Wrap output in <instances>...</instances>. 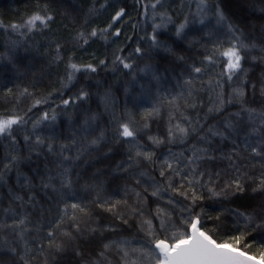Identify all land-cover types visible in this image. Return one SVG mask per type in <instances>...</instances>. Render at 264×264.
Masks as SVG:
<instances>
[{
	"label": "trees",
	"instance_id": "16d2710c",
	"mask_svg": "<svg viewBox=\"0 0 264 264\" xmlns=\"http://www.w3.org/2000/svg\"><path fill=\"white\" fill-rule=\"evenodd\" d=\"M244 2L239 10L234 0H206L201 13L199 0H163L158 11L166 10L172 22L153 33V23L160 24V17L153 20L151 9L145 15L136 0H41L40 7L46 5L53 20L48 28L28 32L14 31L10 25L21 24L36 12L37 0H0L4 25L0 27V116L18 115L28 121L13 126L11 135H0V264H117L122 254L115 248L105 253L106 259L100 256L105 244L130 241L131 247H142L147 238L140 221L150 218L157 204L164 205L172 196L178 213L191 203L170 190H162L159 200L150 195L156 187L167 188L159 175L166 160L182 169L188 165L185 170L198 169L196 179L203 181V187L197 191L202 198L194 212L214 238L239 235L245 222L242 217L238 222L233 213L245 212L255 221L248 243L254 245L253 251L264 246V228L252 231L261 223L258 217L264 216V192L252 191L264 173V0ZM217 7L224 14L223 23H218ZM121 8L127 13L124 22L116 25L121 36L110 35L113 29H109L87 44L76 40L81 32L106 28ZM186 18L187 26L177 36L176 28ZM233 33L248 47L240 53L241 70L229 80L222 75L223 56L214 64L205 57L219 46L227 48L234 42ZM153 34L160 47H150ZM137 47L143 55L135 53ZM116 55L126 57L132 68L113 63ZM70 63H90L97 71L76 72L68 83ZM195 67L203 71L195 73ZM25 89L30 95H21ZM82 92L87 97L76 99ZM41 98L46 102L32 107ZM65 99L75 103L65 106ZM44 113L49 119L34 127ZM89 117L95 119L88 133L81 132ZM128 121L137 130L134 142L118 138L114 131ZM176 125L187 134L169 137V129ZM101 134L97 145L73 159ZM85 135L87 140L80 141ZM150 136L164 142L157 145ZM37 137L42 144L35 143ZM74 137L77 144L72 143ZM62 145L67 146L63 152ZM253 147L260 155L253 154ZM138 151L151 153V161L137 157ZM189 158L195 162L189 164ZM64 169L70 187L61 186ZM237 175L244 193L212 195ZM175 180L179 185L180 178ZM142 200L148 202L143 217L136 212ZM116 201L120 205L108 211ZM72 204H79L87 215L73 210ZM61 216L65 222L60 231H71L73 237L57 236L56 242L63 243L57 252L49 248L47 233L55 231ZM72 216L81 218L79 233L69 227ZM21 219L25 224L20 228L10 227Z\"/></svg>",
	"mask_w": 264,
	"mask_h": 264
},
{
	"label": "snow or ice",
	"instance_id": "6c2138e0",
	"mask_svg": "<svg viewBox=\"0 0 264 264\" xmlns=\"http://www.w3.org/2000/svg\"><path fill=\"white\" fill-rule=\"evenodd\" d=\"M41 0H37V11L30 15L26 20H24L21 24H12L10 27L12 30H18L20 28H25L28 32H31L37 29L39 26L43 28H48L49 23L53 20L51 15H47V6L45 5L43 8L40 7ZM136 4L143 9L144 14L146 15L148 9L152 10L153 20H155L156 16H159L161 19L160 24L153 23V33H155L158 29L164 27L167 23H171V17L167 15V11H158V8H163V0H136ZM103 7V5H101ZM198 7L200 12L202 13L207 7L206 0H199ZM127 15L124 8L115 11V14L111 16L110 21L106 28H102L99 30H92L90 33L81 32L76 37L77 41H83L84 44H87L89 39L92 37L104 36L105 33H109V29H113L110 35L119 37L122 35V29L116 27V25L124 22V17ZM216 17L218 19V23H223L225 21L224 14L217 7ZM203 23V21H200ZM187 26V18L185 23L180 24L176 28V35L180 36ZM0 27H4V25L0 24ZM136 27V25H133ZM229 31H233V26L229 25ZM152 41L150 47L157 48L160 47V43L156 38V35L153 34L149 37ZM233 41L227 48H223L222 46L217 47L211 55L206 56L205 60L208 61L209 64L216 63V58L218 56H223L226 59V64L223 68V74H227V78L231 80L234 75H236L238 70H241V50L247 49L248 45L244 44V42L240 39V37L235 36L233 33ZM59 52V49H58ZM135 53L139 55L144 54V50L141 47H137L135 49ZM59 58V55L57 56ZM126 57L116 55L113 63L119 62L123 65L125 69H131L132 65L126 62ZM101 65L105 63L104 60L99 62ZM146 67H148L146 65ZM68 75L67 82L70 83L75 78V73L79 71H89L96 72L97 68L92 64H83L78 65L76 63H70L67 66ZM195 73H201L203 69L201 67H195ZM143 71V69H142ZM186 83L191 84L192 81H186ZM67 86V83L64 85ZM28 93L27 89L21 93V95H25ZM51 95V94H49ZM86 92H82L76 99L83 100L87 97ZM238 95L243 96V91L238 90ZM47 98H41L35 100L32 107H36L42 103H45ZM63 105L67 106L70 103H75V100H63ZM194 106V105H193ZM31 111V108H29ZM157 110L154 109V112ZM211 111V109H210ZM151 115V113H149ZM49 119L48 113H44V115L34 123V127L38 126L41 122ZM51 119H55V116L51 117ZM95 117H89L84 121V124L81 126L80 131L84 133H88V128L90 126V121L94 120ZM28 121L24 119L23 116L18 115H9V116H0V135H11L13 131V126H19L26 124ZM147 127V124L144 125ZM115 133L118 138H124L128 140L132 139L134 142L137 130L132 127L131 122H123L120 123L118 128H116ZM255 131V130H254ZM176 133H179L181 136L187 134V131L184 127L180 125H176L175 129H169V137H174ZM90 134V133H89ZM214 135L217 133H213ZM103 138V134L100 137H96L95 139H91L89 145H85L79 151V154L73 159H79L80 155L83 152L88 150V146H95L98 144L99 140ZM24 139L28 141L30 139L29 136H25ZM150 140L155 144L163 143L162 140H157L155 137H149ZM87 140V135L80 137V141ZM119 142V140H118ZM36 144H42L43 140L39 137L36 138ZM73 144H77L78 140L74 137L72 140ZM67 147L65 145L61 146V150ZM49 151H52V145H48ZM252 152L255 155H260L257 152L256 148H252ZM62 154V153H61ZM137 157L143 156L145 160L151 161L152 154L149 152H137ZM212 157H209L211 159ZM64 160H68V156L63 157ZM13 160H16V157H13ZM195 160L193 158H189V164L194 163ZM162 170L160 171V177L167 182V188L162 189L161 187H156L153 191L150 192L152 197H156L157 200L160 198V192L162 190H170L172 194L178 197H183L184 201H191L190 204H186L180 207L179 212L175 211L176 203L172 196L164 202V205L157 204L154 210L150 212V218L142 219L140 221V231L144 232L145 237L147 238L144 246L135 248L131 247L130 241H121L119 244L116 242H111L109 244L104 245V249L101 251L100 256L106 259L105 253L109 250L115 248L122 255L120 256V260L117 264H264V246H261L258 250L253 251L254 245L248 243L246 237L251 235L249 228L255 221L250 214L245 212L234 211V215L239 218L242 217L244 220V226L242 229H238L239 235H234L231 239L220 240L214 238L212 230H206L202 223V217L199 213L194 212V206L196 203L201 200V196L198 194L197 188L198 186L203 187V181L196 179L198 169H188V165L185 167L178 168L175 167L172 163H169L167 160L163 162L161 165ZM141 176L144 173H140ZM201 176L205 175V173H200ZM175 177L180 178V183L177 185ZM191 177V179L189 178ZM140 181H137L139 184ZM156 181L153 180V184ZM49 185L45 184V187ZM62 187H70L71 181L67 177V169H64ZM246 190L244 183L241 180V176L237 175L232 181H229L224 184V188H222L219 192L212 191L213 196L226 195L228 193H244ZM253 192H264V173L261 174L259 184L252 189ZM144 193L147 195L148 189H144ZM137 197L141 196V193H136ZM16 199H20L17 197ZM121 201H116L111 208L107 209L108 211H113L118 205H120ZM147 200H142L141 205L136 209V212L143 217L144 216V206L147 204ZM71 208L79 213L87 215L85 209L81 207L79 204H72ZM186 214V215H184ZM174 217H178V219H174ZM118 218L122 220L123 223L127 224L128 220L123 216L118 215ZM261 221L260 224H257L252 231H256L257 229L264 228V216L258 217ZM72 223L69 227H74L75 232L79 233L81 231L79 220L80 217L72 216ZM216 219H219L217 216ZM154 221H159L158 225L154 224ZM65 222L64 216H61L60 219L56 223L55 231H49L47 236L49 238V248L54 249L59 252L63 248V243H57V236L72 239L73 233L71 231H60ZM25 224V220L21 219L18 224L10 225V227L20 228ZM145 225L147 227L145 228ZM172 229H175L174 231ZM26 231L27 229H23ZM43 252V249H41ZM78 255L80 253H77ZM27 264V262H26Z\"/></svg>",
	"mask_w": 264,
	"mask_h": 264
},
{
	"label": "rangeland",
	"instance_id": "374dc122",
	"mask_svg": "<svg viewBox=\"0 0 264 264\" xmlns=\"http://www.w3.org/2000/svg\"><path fill=\"white\" fill-rule=\"evenodd\" d=\"M234 3L237 6V9L241 10L244 9L245 2L244 0H234Z\"/></svg>",
	"mask_w": 264,
	"mask_h": 264
}]
</instances>
